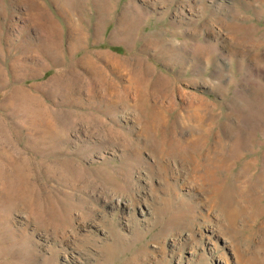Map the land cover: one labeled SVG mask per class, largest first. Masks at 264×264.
Returning <instances> with one entry per match:
<instances>
[{
    "label": "rangeland",
    "instance_id": "rangeland-1",
    "mask_svg": "<svg viewBox=\"0 0 264 264\" xmlns=\"http://www.w3.org/2000/svg\"><path fill=\"white\" fill-rule=\"evenodd\" d=\"M122 263L264 264V0H0V264Z\"/></svg>",
    "mask_w": 264,
    "mask_h": 264
},
{
    "label": "bare ground",
    "instance_id": "bare-ground-1",
    "mask_svg": "<svg viewBox=\"0 0 264 264\" xmlns=\"http://www.w3.org/2000/svg\"><path fill=\"white\" fill-rule=\"evenodd\" d=\"M125 25V24H124ZM125 27V26H124ZM124 27H123V29H124ZM122 29V28H121ZM231 33V32H230ZM74 49H75V47L73 48H71V51H74ZM210 50V49H209ZM204 54V53H203ZM118 90H121V89H118ZM117 90V91H118ZM128 90V89H127ZM18 91V90H17ZM107 91V90H106ZM110 92V91H109ZM120 92H122V90L120 91ZM137 94H138V91H135ZM112 93V92H111ZM127 93V92H126ZM117 94H118V92H117ZM142 94H144V93H142ZM28 95V94H27ZM110 96H112V95H110ZM121 96V95H120ZM109 97V96H108ZM122 97V96H121ZM102 98V97H101ZM117 98V97H116ZM115 98V99H116ZM135 98H136V96H135ZM184 98V97H183ZM114 99V98H113ZM119 99H120V101L122 100L123 101V99L124 98H120L119 97ZM107 100L108 101H111V100H109L108 98H107ZM126 100V99H125ZM126 102V101H125ZM21 103V102H20ZM118 103V102H117ZM123 103V102H122ZM136 103H138L137 104V107H136V109H137V111H138V114H141V115H145L146 116V118L148 119V121L147 122H145L146 124L143 126L144 128L143 129H149L148 127H153V126H155L154 124L157 122V120H158V117L160 116L157 112H155V109L156 108H154V106H148V104H147V101L145 100L144 102H142V99L140 100V101H138L137 99H136ZM18 104H19V102H18ZM112 104V103H111ZM116 105V104H115ZM192 105H193V103H192V100H191V102L189 103V106L190 107H192ZM203 105V104H202ZM123 106V105H122ZM156 106V105H155ZM170 106L173 108V104H172V102L170 103ZM158 107V106H157ZM25 108V107H24ZM109 108V107H108ZM134 108V107H133ZM170 108V107H169ZM115 109H116V107H115ZM198 109V108H197ZM173 110V109H172ZM203 110V109H202ZM197 111V110H196ZM121 112V111H120ZM200 112V111H199ZM198 112V113H199ZM113 113V112H112ZM191 113V112H190ZM193 113V112H192ZM197 114V113H196ZM184 115L187 117V116H191V118H192V115H190L189 114V112H188V110L187 111H184ZM197 116V115H196ZM194 117V116H193ZM190 118V119H191ZM152 129V128H151ZM150 130V129H149ZM168 137V136H167ZM192 138V137H191ZM162 139H164V138H162ZM205 139V138H204ZM179 140V139H178ZM159 141V140H158ZM171 141V140H170ZM169 141V142H170ZM205 141V140H204ZM207 141V140H206ZM238 141H240V140H238ZM162 143L164 142V141H161ZM169 142H167L168 143V145H169ZM175 142V141H174ZM188 143V142H187ZM191 143V142H190ZM241 143H243V142H241ZM158 144V143H157ZM177 144H178V142H177ZM177 144H175V146H177ZM163 145V144H162ZM179 145V144H178ZM183 146V145H182ZM188 146V145H187ZM198 146H199V143H198ZM159 147H160V144H159ZM163 147V146H162ZM189 147L190 148H186V146H184L183 148H176V147H170L169 149L170 150H162L163 152H164V154H165V156H166V159H167V155L168 156H174L175 158H177V159H179V160H181V161H183L184 162V164H186V163H189V161H190V155H189V152L192 150H197V147L196 146H193V145H189ZM200 147V146H199ZM239 147V148H238ZM158 148V147H157ZM184 148H186V149H184ZM238 148V150L239 151H241L240 149H242L243 147L241 146V144L238 146H236V149ZM244 148H246V147H244ZM159 149H161V148H159ZM204 151H205V149H204ZM218 150L217 149H215L214 151L213 150H210V149H208V151L206 152L207 154H206V156H205V160H204V162H206L205 164H204V162L202 161V166H201V168H207V167H209L210 168V166L211 165H214V161H221L222 159H224L222 156H220V158H222V159H218L219 158V153L217 152ZM199 153V152H198ZM205 153V152H204ZM223 153V152H222ZM201 154V153H200ZM192 155V154H191ZM196 156V155H195ZM192 157V156H191ZM198 157V156H197ZM203 157V156H202ZM229 157V156H228ZM201 158V157H200ZM204 158V157H203ZM202 159V158H201ZM195 162H196V160H195ZM199 162V161H198ZM207 162H209L208 164H207ZM197 163V162H196ZM195 163V165H197ZM200 164H201V162H200ZM208 168V169H209ZM197 168H195L194 170H196ZM217 170V169H216ZM195 172V171H194ZM205 173H207L206 171H204ZM212 172V171H211ZM210 175V174H209ZM201 178L203 179V176H201ZM208 178V177H207ZM211 179V178H210ZM208 180V179H207ZM216 180V179H215ZM209 182V181H208ZM201 184V183H200ZM205 186V185H204ZM218 186V185H217ZM207 187V186H206ZM212 187V186H211ZM218 187H220V186H218ZM200 188V187H199ZM202 188V187H201ZM213 188H214V186H213ZM221 188V187H220ZM223 188V187H222ZM209 189V188H208ZM207 190V189H206ZM228 189H225V191L224 192H222V193H224L223 194V197H218V198H216V199H213V203L216 201V203L218 202V207L219 208H217L218 209V213L221 211V213L225 216V220H226V218H227V222H228V224L229 223H234L233 224V228H235V225H236V221H237V219H238V214H239V207L237 206V202L234 200V201H228L227 200V198L224 196V195H228V191H227ZM235 190V189H234ZM211 191V190H210ZM220 192V191H219ZM218 192V193H219ZM217 193V192H216ZM215 193V194H216ZM214 194V193H213ZM214 194V195H215ZM220 194H221V192H220ZM219 195V194H218ZM207 196H208V194H207ZM206 197V196H205ZM209 197H211V196H209ZM207 198V197H206ZM231 198V197H230ZM234 199V198H233ZM212 203V204H213ZM211 204V205H212ZM214 205V204H213ZM212 205V206H213ZM216 205V204H215ZM211 208V207H210ZM209 209V208H208ZM217 212V211H216ZM221 216V215H220ZM226 223V222H225ZM239 223V222H238ZM224 225V224H223ZM225 226V225H224ZM225 227H227V226H225ZM228 228H229V230H230V226H228ZM135 254V253H134ZM139 254V253H138ZM134 256V255H133ZM141 256V255H140ZM139 256V257H140ZM138 257V256H137ZM135 258V260H136V257H134ZM134 258H132V259H134ZM140 260V259H139ZM123 264V263H122ZM124 264H126V263H124Z\"/></svg>",
    "mask_w": 264,
    "mask_h": 264
}]
</instances>
